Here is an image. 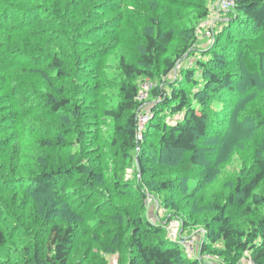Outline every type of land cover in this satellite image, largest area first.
I'll use <instances>...</instances> for the list:
<instances>
[{"label":"rangeland","instance_id":"1","mask_svg":"<svg viewBox=\"0 0 264 264\" xmlns=\"http://www.w3.org/2000/svg\"><path fill=\"white\" fill-rule=\"evenodd\" d=\"M110 1L82 4L88 11L74 20L82 25L54 24L55 15L50 13L33 30H43L41 37L17 31L0 35V59L5 49L17 55L16 64L6 74L0 72V125L4 126L0 127V177H13L19 183L5 182L9 189L0 184V226L9 237L0 250V264H46L45 243L53 221L75 228L69 254L73 264H140L130 240L138 220L161 227L162 239L189 241L192 249L178 245L197 264H227L218 254L224 249L223 240L209 245L206 227L214 206L228 205L225 200L239 177L248 176V181L257 173V156L264 154V62L252 59L253 53H264V31L247 35L227 27L218 8L220 0H125L122 5ZM206 7L208 13L202 16ZM209 23L216 25L213 36L205 33ZM168 28L175 36L167 52H154V65L147 67L153 75L125 74L121 58L145 67L147 33L157 36ZM193 28L195 34L190 32ZM184 36L194 41L182 55ZM215 46L224 50L225 63L214 64V72L234 73V85L242 88L250 81L238 76L256 68L253 76L259 88L236 89L233 96L223 90L204 104L212 137L199 143L200 164L195 165L185 151L162 145L152 150L157 139L153 131L146 135L152 109L171 96L187 67L195 70L198 84L186 89L196 100L194 93L209 81L197 67L198 60L207 59L211 54L205 53ZM56 55L64 59L63 72L49 66ZM167 62H175L169 72ZM128 85L138 88V120L144 112L148 120L137 128L134 145L124 149L116 126L124 125L127 117L117 119L107 112L118 110ZM154 91L164 95L158 97ZM50 93L69 103L54 110ZM193 103L199 108L198 102ZM157 111L168 124L184 116L183 111L172 113L166 107ZM44 142L52 144L47 147ZM81 165L84 172L74 174L59 194L19 190L29 175ZM235 198L239 201L227 206L229 222L248 231L251 222L264 214V180L253 188L258 203L243 194Z\"/></svg>","mask_w":264,"mask_h":264},{"label":"trees","instance_id":"2","mask_svg":"<svg viewBox=\"0 0 264 264\" xmlns=\"http://www.w3.org/2000/svg\"><path fill=\"white\" fill-rule=\"evenodd\" d=\"M125 0H113L111 4L124 3ZM78 3H81L79 6ZM88 0H44L41 2L33 0H0V35L3 32L17 31L22 33H31L34 37H41L44 35L43 30L34 32L36 25L43 23L44 19L48 18L50 13L55 15L52 18L54 24L64 26L72 25V23L82 25L80 21H74L80 14H85L88 11V7H82ZM122 2V3H121ZM235 8L231 10H220L224 14V23L227 27L234 26V30L243 32L247 35L258 34L264 31V0H236ZM112 6V5H111ZM154 7V3H152ZM53 10V11H51ZM80 13V14H79ZM208 13L207 7L202 16H206ZM14 15H19L21 18H14ZM35 15V17L33 16ZM36 15H38L36 17ZM28 20H27V19ZM210 31L213 32L216 25L213 23L208 24ZM50 36L51 31H47ZM194 33V28L190 31ZM195 34V33H194ZM174 31L168 28L164 33L153 36L147 33L148 42L145 45V55H143L145 67H137L133 63L128 62L125 58H121V67L125 74L129 76H152L153 73L147 67H152L155 61V51L158 53L167 52V46L174 39ZM53 37V36H52ZM190 37L184 36L182 38L179 53L185 55L192 45ZM16 51L21 54L22 50L16 47ZM51 53H46L49 56ZM205 54H211L205 60H198V65L208 77L206 85L199 90L198 93H194L196 100L189 96L186 88L192 84H198V81L194 77V69L187 67L183 79L174 84V90L169 98H165L163 102L159 103L152 109L153 118L147 123L148 131L147 136H150L151 131L157 139V146L152 145V150H157L158 145H162L171 151L187 152L191 154L190 160L196 164H200L199 156L201 145L199 143L211 138L210 127L211 121L209 119V112L206 110L204 104L212 96L221 93L223 90H227L229 96L235 95L236 89H245L252 91L259 88V81L253 76L254 72L248 68V75H239L238 79L243 81H250V83H242V88H237L235 83V74L232 72L222 71V74L216 73L213 70V65H221L225 63V52L222 48L217 46L208 50ZM3 59H0V72L6 74V70L12 68L16 64V52L12 49H5L3 52ZM25 55H23L24 58ZM28 57V55H26ZM255 59H259L263 65L264 53H253ZM30 59V58H29ZM42 60L47 58L42 57ZM209 61V62H208ZM175 63V62H174ZM174 63L167 62V71L174 68ZM64 59L59 56H54L49 66L59 71H64ZM63 69V70H62ZM261 72V71H259ZM200 86V85H199ZM138 92V88L135 85H128L124 89V100L119 105L118 110L111 109L108 111V115H113L117 119H121L126 116L125 124H118L116 131L122 140L121 146L124 149H128L129 146L134 145L137 140L139 127L137 108L138 102L135 99ZM157 96L164 95L163 91L156 92ZM49 97L54 102V110H59L66 106L69 101L66 99L56 100L53 94L50 93ZM199 103L197 108L196 103ZM240 101V99H239ZM237 102V106L238 103ZM159 107L169 108L172 113L183 111L184 116L181 120L175 122V124H168L165 121V117L161 116V113L157 111ZM229 110H231L228 107ZM226 111L225 109L223 110ZM8 120L5 122L7 123ZM1 129L4 126L0 125ZM7 141V140H6ZM117 139L114 140V143ZM44 146H50L52 143L44 142ZM9 144V143H6ZM64 146V144H61ZM61 148V147H60ZM6 150V149H5ZM259 164V170L255 174H251V178L247 181L248 176L239 177L233 188V193L227 196L228 205L237 203L238 195H244L247 198H253V188L257 184L264 180V154L257 156ZM85 166L64 169H49L37 172L33 176L29 175L24 182L23 187L19 190L33 188V192L40 194H59L67 183L73 178L74 174L84 172ZM144 172V168L142 169ZM21 179V178H19ZM13 181L12 178L0 177V184L5 188H11L5 182ZM18 183L17 181H13ZM19 185V183H18ZM16 190V188H12ZM253 202L258 203L255 198ZM226 204H216L215 212L210 216V221H207V238L209 245L216 243L218 240H223L224 249L219 251V255L226 259L227 264H236L242 258L245 251H249L251 257L256 264H264V214L258 218L256 222H251L252 225L248 231L241 230L235 226L234 223L229 222V216L227 214ZM185 220V219H184ZM49 232L46 239V264H73L69 261V254L74 246V233L75 228L71 224H63L59 222H51L49 225ZM161 227L154 225L150 220H138L136 230L131 235V242L137 249L139 258H141L140 264H197V262L191 260L182 254L180 245L176 242L169 241L168 238L162 239L160 233ZM8 233L4 227L0 226V250L3 249V245L8 241ZM204 249H208V246L204 244ZM42 264V263H40ZM44 264V263H43Z\"/></svg>","mask_w":264,"mask_h":264},{"label":"built area","instance_id":"3","mask_svg":"<svg viewBox=\"0 0 264 264\" xmlns=\"http://www.w3.org/2000/svg\"><path fill=\"white\" fill-rule=\"evenodd\" d=\"M235 4H236V0H220V3L218 4V8L220 10H231V9L235 8V6H236ZM209 24H211V23H209ZM212 25H213V23H212ZM208 26L209 25H207V29H206L205 33L207 34V36H213V32L210 31V28ZM143 114L144 115H143L142 118L139 117V120H138L139 126L140 125H144V123L148 120V115L145 112ZM180 240L181 241H179L178 243L181 242L186 249H192L191 244H190L189 241H185V240H183V238H180ZM189 256H191V255H189ZM236 264H256V263L253 260V258L251 257L250 252L249 251H245L243 253L242 258Z\"/></svg>","mask_w":264,"mask_h":264}]
</instances>
